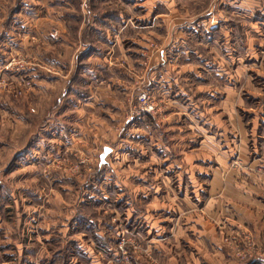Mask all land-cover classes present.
I'll return each mask as SVG.
<instances>
[{"label":"rangeland","instance_id":"1","mask_svg":"<svg viewBox=\"0 0 264 264\" xmlns=\"http://www.w3.org/2000/svg\"><path fill=\"white\" fill-rule=\"evenodd\" d=\"M63 3L0 0V264H264V0Z\"/></svg>","mask_w":264,"mask_h":264},{"label":"crops","instance_id":"2","mask_svg":"<svg viewBox=\"0 0 264 264\" xmlns=\"http://www.w3.org/2000/svg\"><path fill=\"white\" fill-rule=\"evenodd\" d=\"M61 1L65 2L62 7L67 14L71 13L79 16V18H83L82 21H79L80 23L78 22V28H76L77 32L108 34L109 32H112V28L116 24V26L118 25L120 27L118 32L123 31L129 26L137 29H139V27L147 29L143 31L146 35L149 34L151 39H153L152 35H154L155 32V25L161 21V5L163 4L165 8H168V0H79V6H76L74 3H70L78 0ZM86 17L87 20H85ZM64 21L63 24L59 23L61 21H58V25H63L64 27L66 25V22ZM213 21L215 22V20ZM140 31L142 32V30ZM140 31L136 30L137 33ZM88 46L90 47V45ZM238 185L240 186L237 187L234 194L237 197L234 201L238 202V205L233 202L234 206L237 205L238 208L245 209L247 204L243 203V201L247 203L254 202L256 204H260L257 199H255V201H251L250 197L246 194V190H244V188H252V185L247 186L244 182L243 184ZM259 207H263L262 212L264 215V206L260 205L257 208ZM255 224L258 225L257 222Z\"/></svg>","mask_w":264,"mask_h":264},{"label":"built area","instance_id":"3","mask_svg":"<svg viewBox=\"0 0 264 264\" xmlns=\"http://www.w3.org/2000/svg\"><path fill=\"white\" fill-rule=\"evenodd\" d=\"M152 108L150 107V108H147V111H150Z\"/></svg>","mask_w":264,"mask_h":264}]
</instances>
